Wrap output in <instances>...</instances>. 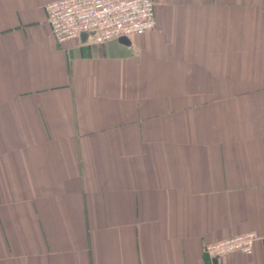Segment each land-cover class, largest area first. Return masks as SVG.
<instances>
[{
  "label": "crops",
  "instance_id": "obj_1",
  "mask_svg": "<svg viewBox=\"0 0 264 264\" xmlns=\"http://www.w3.org/2000/svg\"><path fill=\"white\" fill-rule=\"evenodd\" d=\"M0 0V264H264V0H162L58 44ZM126 39L127 41H125Z\"/></svg>",
  "mask_w": 264,
  "mask_h": 264
},
{
  "label": "built area",
  "instance_id": "obj_2",
  "mask_svg": "<svg viewBox=\"0 0 264 264\" xmlns=\"http://www.w3.org/2000/svg\"><path fill=\"white\" fill-rule=\"evenodd\" d=\"M159 2L162 0H51L46 3L45 11L58 44L93 34V42L101 45L153 31ZM260 239L255 232L238 235L205 246L204 253L210 264H215L227 254H252Z\"/></svg>",
  "mask_w": 264,
  "mask_h": 264
},
{
  "label": "water",
  "instance_id": "obj_3",
  "mask_svg": "<svg viewBox=\"0 0 264 264\" xmlns=\"http://www.w3.org/2000/svg\"><path fill=\"white\" fill-rule=\"evenodd\" d=\"M83 37L86 38L87 37V34H83ZM125 41H127L126 39H124Z\"/></svg>",
  "mask_w": 264,
  "mask_h": 264
}]
</instances>
